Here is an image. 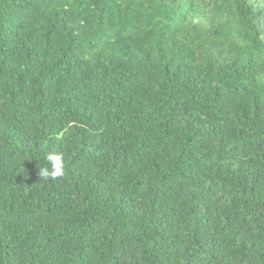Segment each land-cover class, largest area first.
<instances>
[{
  "label": "trees",
  "instance_id": "16d2710c",
  "mask_svg": "<svg viewBox=\"0 0 264 264\" xmlns=\"http://www.w3.org/2000/svg\"><path fill=\"white\" fill-rule=\"evenodd\" d=\"M0 264H264V0H0Z\"/></svg>",
  "mask_w": 264,
  "mask_h": 264
},
{
  "label": "clouds",
  "instance_id": "9594fccd",
  "mask_svg": "<svg viewBox=\"0 0 264 264\" xmlns=\"http://www.w3.org/2000/svg\"><path fill=\"white\" fill-rule=\"evenodd\" d=\"M45 166L39 169V177L44 179H56L64 175V157L60 153H48L45 156Z\"/></svg>",
  "mask_w": 264,
  "mask_h": 264
}]
</instances>
